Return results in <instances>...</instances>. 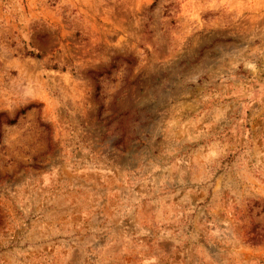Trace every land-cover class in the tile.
Here are the masks:
<instances>
[{"label": "rangeland", "instance_id": "rangeland-1", "mask_svg": "<svg viewBox=\"0 0 264 264\" xmlns=\"http://www.w3.org/2000/svg\"><path fill=\"white\" fill-rule=\"evenodd\" d=\"M0 264H264V0H0Z\"/></svg>", "mask_w": 264, "mask_h": 264}, {"label": "trees", "instance_id": "trees-1", "mask_svg": "<svg viewBox=\"0 0 264 264\" xmlns=\"http://www.w3.org/2000/svg\"><path fill=\"white\" fill-rule=\"evenodd\" d=\"M260 240V239H259Z\"/></svg>", "mask_w": 264, "mask_h": 264}]
</instances>
